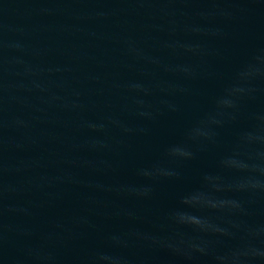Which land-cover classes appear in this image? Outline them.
Here are the masks:
<instances>
[{"label":"water","instance_id":"obj_1","mask_svg":"<svg viewBox=\"0 0 264 264\" xmlns=\"http://www.w3.org/2000/svg\"><path fill=\"white\" fill-rule=\"evenodd\" d=\"M0 264H264V0H0Z\"/></svg>","mask_w":264,"mask_h":264}]
</instances>
